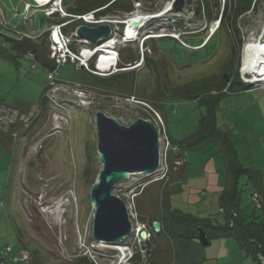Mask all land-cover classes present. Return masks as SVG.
Segmentation results:
<instances>
[{
    "label": "rangeland",
    "instance_id": "374dc122",
    "mask_svg": "<svg viewBox=\"0 0 264 264\" xmlns=\"http://www.w3.org/2000/svg\"><path fill=\"white\" fill-rule=\"evenodd\" d=\"M1 1L7 6L11 4L8 0ZM12 1L16 3V0ZM67 1L66 5L62 0V8L72 6L75 0ZM225 1L220 0L221 12ZM133 2L136 4V7L133 5L134 14L139 11L134 17L142 16L141 13L147 18L152 17L140 32L139 40L146 33L164 36L146 42L143 67L101 77L69 62L58 71L57 79L63 85H55L57 88L51 85L50 69L42 63L34 69L32 58L17 53L6 37L21 39L31 32L36 38L48 31L53 23L63 20V14L48 18L42 10L45 7L35 8L30 14L29 11L24 14L12 11L8 15L5 11L4 17L0 11V44L4 45L0 47V100L20 111L18 138L13 140L0 133V222L14 221L17 228L13 238L19 240L18 245L36 251L37 257L46 264L70 263L84 251L79 248L80 234H92L94 206L90 191L102 168L97 148L96 112L101 110L127 126L140 117L153 116L152 111L127 102L126 97L145 100L158 110L163 115L161 119L171 142L183 144L186 155L197 149L190 138L199 135L197 129L202 114L208 115L213 108L217 128L233 142L240 161L262 172L260 198L264 203V86L239 92L232 89L220 97L211 98L209 94L203 100L173 96L179 92L180 86L208 81L214 75H220L221 67L230 59L233 41L226 29L220 28L210 45L201 48L221 14L214 21L198 17L196 10L201 0ZM24 6H18V10L24 12ZM216 6L212 4L213 17L216 16ZM260 7L257 5L254 13L238 18V26L242 28V47L249 45L246 48L249 61L255 60L259 49L264 46L257 42L264 43V34H261L264 4ZM134 17L129 21L133 30L128 38L122 34L121 26L116 40L88 45L115 48L120 65L131 61V56L139 61L143 51L140 43L128 42L135 39L137 33ZM47 48L50 51L49 45ZM243 52L239 66L242 80L248 70ZM109 56L100 54L98 59L108 61L106 69L113 62L114 55L111 59ZM159 82L162 83L161 90H158ZM208 89L198 93L205 94ZM162 158L166 162L165 154ZM163 172L164 169L151 175L131 174L117 184L115 193L131 208L135 227L141 223L149 227L153 219L165 223L163 216L167 213L168 195L176 190V174L172 172L167 178L163 177ZM10 173L16 176L19 198L11 187L6 195ZM240 183L243 190L241 203L248 219L253 215L257 220L264 219V210L252 204L250 195L254 188L248 183V177L242 176ZM181 202V198H174L175 204ZM150 232H154V228ZM10 236L0 237V250L8 242L16 241ZM153 238L148 250L159 246L163 236L157 234ZM112 259L113 254L109 260Z\"/></svg>",
    "mask_w": 264,
    "mask_h": 264
},
{
    "label": "trees",
    "instance_id": "16d2710c",
    "mask_svg": "<svg viewBox=\"0 0 264 264\" xmlns=\"http://www.w3.org/2000/svg\"><path fill=\"white\" fill-rule=\"evenodd\" d=\"M219 3L220 0H201V2L198 3L196 14L200 18L204 17L207 20H211V21H214L216 18L219 17L218 15L221 14V29H226L227 34L230 35L233 41L231 47V53H230L231 57L228 60V62L226 61L225 66L221 67L220 75L216 74L213 77H211L210 80L208 81L180 86L178 87L179 92L175 93L173 96L176 97L185 96L190 99L203 100L205 99V97H209L208 96L209 94L211 95L210 96L211 98L214 96L220 97L221 95H225L226 93H229L230 91H232V89L239 92L242 90H249L254 87L252 84L249 85L242 82L241 73L239 71L241 50H242L241 47L243 42H242L241 30L240 27L238 26V18L241 15L245 14L247 11L251 10L254 2L253 0H226L222 12ZM212 4H216L217 5L216 8L218 7L215 17H213ZM257 4L258 3H256L255 6ZM133 5H134L133 0H75L72 6L66 7V11L69 15L66 16L63 20L58 22H70L67 24L64 30L68 33L69 32L71 33L78 25V21H72L74 18L72 15L86 14L91 11L98 10L102 7L104 8L96 12L98 16L107 15V14L109 15L110 13L112 14L129 13L134 10ZM174 22L181 23L180 21H173V23ZM217 32L218 31H216L214 34L210 36L208 41L202 47L203 49L210 45L213 39L218 35ZM41 37L42 39L38 40ZM6 38H7L6 40H11V43L9 44L17 53H20L22 55L25 54L29 55V53L31 52L32 54L35 55L38 64L42 63L50 70L55 69L56 67L55 62L49 58V51L47 48L49 45V49H50L49 30L41 34L37 39H33L28 36H24L21 39H15L9 37ZM0 47H4V45H1ZM130 60L131 61L128 62H134L136 59L133 56H131ZM34 63L35 61L33 60L32 67ZM207 88L209 89L208 92H206L205 94L198 93L200 91L205 92ZM161 89H162V83L159 82L158 90ZM157 107L155 106V108ZM210 109L211 111H209L208 115L202 114L201 121L197 129V133H199V135H197L198 140L192 142L191 144L193 146H199L205 142L216 143L221 147V149L225 154L226 168L231 177V181L229 186L220 194L219 197V203L221 206L220 213L223 215L224 223H220L216 220H213L210 217L201 218L177 209L176 207L173 206L172 198L170 194L168 195L167 213L164 214L163 216V220L165 221V223L163 224L162 229L159 232H157L155 229L154 232H151V241L154 239L153 237H155L158 234V235H168L171 237L175 236L178 239H180L181 242L187 244L189 241L195 239L200 240L198 229L201 227L204 230V232L207 234L208 239L216 238V237H229V236L234 237L247 250H249L253 254L258 264H260L258 254H261L264 257V219L257 220V217H255L254 215L252 218L248 219L241 203L243 190L241 188L240 179L242 176L248 177V183L252 185V187L254 188L251 191V195H250L252 201L253 194L258 193L260 196V190H263V186H262L263 174L260 170L249 168L240 161L238 152L235 149L233 142L225 133L221 132V130L217 128V122L214 117V112H212L213 108ZM19 125L20 124L18 121L17 129H19ZM27 130H29V128ZM179 147H180L179 153H177L176 151H172L167 156L170 166L173 165L174 158H176L178 154H182V155L184 154V145L180 144ZM182 168L183 166L180 168V170ZM172 172L174 171L172 170ZM169 175L170 173H168L166 177L168 176L167 178H169ZM262 204H263L262 208L259 209L264 210V203L262 202ZM154 221H156V219L150 221L149 231L151 228H154L153 227ZM8 245L12 246L11 252L7 251ZM8 245H6V247L3 250V255L0 259V264H8V263L23 264V263L15 262L13 260V256L17 255L21 250L29 251L33 256L35 264H46L45 262H42L40 258L37 257L36 251L35 252L30 251L26 249L23 245L19 246V248L15 250L13 244H8ZM156 249L154 247L152 248V250H150L149 253H147L146 261L148 264H157L153 260ZM95 252L97 257L99 259L100 258L102 259L101 261L103 264H111L110 263L111 260H109V258L112 257V254H114L113 251L105 250L104 254H102L100 251H95ZM140 258H141V254L138 251L134 256V260L137 259L139 262ZM67 264H96V263L91 259L90 256L79 254V257L72 259V261Z\"/></svg>",
    "mask_w": 264,
    "mask_h": 264
},
{
    "label": "crops",
    "instance_id": "0c3cea01",
    "mask_svg": "<svg viewBox=\"0 0 264 264\" xmlns=\"http://www.w3.org/2000/svg\"><path fill=\"white\" fill-rule=\"evenodd\" d=\"M8 1L11 3L9 6L0 0L2 17H4L5 11L10 15L12 11L14 14L16 12L24 14L28 12V8H31L32 13L35 8L41 9L35 0H16V3L11 2V0ZM32 3L35 4L32 5ZM65 3L67 5L68 1L66 0ZM21 5H25L24 12L18 10V6ZM58 16L57 14L55 17L57 18ZM28 17H31V15H28ZM48 18L52 19V17ZM31 35L32 33L29 32L25 36L33 38ZM37 38L39 36L33 39ZM167 135L171 138L168 130ZM196 140H198L197 135H193L190 138L191 143ZM188 153V155L184 153L186 163L183 168L175 172L176 187H179L171 194L173 206L188 214L201 218L210 217L213 220L224 223L223 215L220 213L219 197L229 186L231 177L226 168V158L223 150L216 143L205 142L199 145L194 152ZM16 181V176L10 173L6 183V195L11 187L14 195L17 194L19 198V189L15 184ZM185 186L187 189H185ZM1 187L0 183V189ZM16 189L17 192H15ZM174 198L176 200L181 198V204H175ZM6 199L7 197H5ZM217 213L220 215H217ZM16 228L17 225L14 221L10 223L6 220L4 224L0 222V237L7 238L11 235L10 237L13 238L14 232L16 234ZM162 236L163 239L160 240L159 246H155L158 250L153 257L157 264H258L253 254L232 236L211 238L207 244H203L198 239L184 244L175 236ZM14 240L16 241L8 242L7 245L13 244L15 250H17L19 248V240ZM3 250H0V259Z\"/></svg>",
    "mask_w": 264,
    "mask_h": 264
},
{
    "label": "water",
    "instance_id": "95a60500",
    "mask_svg": "<svg viewBox=\"0 0 264 264\" xmlns=\"http://www.w3.org/2000/svg\"><path fill=\"white\" fill-rule=\"evenodd\" d=\"M75 32L79 39H87L93 43L102 42L113 34L110 24H82ZM95 122L102 168L90 191L94 206L93 236L99 242L120 244L131 234L133 224L128 205L125 199L115 193V188L133 173L148 175L159 168V131L151 119L140 117L127 126L101 110L96 112ZM153 227L159 232L161 223L154 221ZM198 231L200 241L207 244V234L201 227ZM149 242L147 231H142V248L145 249Z\"/></svg>",
    "mask_w": 264,
    "mask_h": 264
},
{
    "label": "built area",
    "instance_id": "2783aa9c",
    "mask_svg": "<svg viewBox=\"0 0 264 264\" xmlns=\"http://www.w3.org/2000/svg\"><path fill=\"white\" fill-rule=\"evenodd\" d=\"M46 2V1H45ZM256 2H261L264 4V0H254V3ZM104 7L100 8L103 9ZM95 10L86 14L82 15H74L75 20H79L82 23H86L89 25H98V24H104V23H110V24H119V23H125L126 22V30H129L130 27V20L131 16L126 15L123 18L120 16H102V17H96L95 12L99 11ZM59 10L61 14L67 15V12L65 11L62 6H56L52 5L50 8L44 9V12L48 16H52L53 13ZM261 22V19H259ZM66 23H61V24H55L52 25L51 27V43H50V58L55 62V69L49 71V77L51 79V85L55 86L57 85L58 82V71L60 67L64 66L66 63H73L75 64L78 68L84 66L85 69L88 71L96 74V75H101V76H108L111 74V72H114L118 70L116 66V60L112 66V71H106V70H97V69H91L89 67V61L88 57L91 56L95 51L96 48H91L90 46L87 45H81L78 47V49H73L72 48V43L74 41L78 43H86L89 44L90 42L86 39H78L76 37V32L75 30L71 32L70 34H67L64 31V26ZM264 25V24H263ZM117 29H119L118 26H116ZM116 33V31H115ZM261 34H264V28L261 32ZM108 51V50H107ZM109 55L112 54V52L108 53ZM88 55V56H87ZM29 56L35 61L33 68H37V60L34 54L31 52L29 53ZM103 63L100 62L99 67L104 68ZM137 66V65H136ZM133 66H128L125 69H130ZM135 67V66H134ZM244 78L243 81L248 82V83H254L255 85H258V83L261 81V77H254L250 76L248 73H244ZM125 100L131 104H137L139 107L144 108L146 111H152L153 112V117L152 119L156 123L158 129H159V134H160V141H161V156L165 154L166 157V162L163 161V158L161 159V165L159 169L156 171H160L161 169H164V174L163 177H166L170 170H178L181 166L185 164V158L182 154H178L176 158H174L173 165L170 166L168 159H167V154L168 152L176 151L179 153L180 147L179 145L173 144L171 140L169 139L168 135L166 134L165 127L163 125L161 116L159 113L150 106L148 102L145 100H141L139 98H136L134 96L132 97H126ZM20 117V111L16 107H13L11 105H8L4 101H0V133L4 136L16 139L19 135V129H17V124L19 121ZM28 126V125H26ZM155 172V173H156ZM154 173V174H155ZM252 202L253 205L256 208H262L263 204L260 199V196L258 193H254L252 196ZM129 212H130V217H131V208L128 206ZM147 231L148 233V239H151V232L149 231V227H147L145 224L141 223L138 226H134L133 224V229L132 232L129 236H127L125 243L122 245H114V244H107L104 242H99L93 238V234H80L79 237V248L81 250H84L82 254L88 255L91 257V259L96 263V264H103L102 259L98 258L96 255L95 251H100L102 254L105 253V250H111L115 251L113 254V258L111 260V264H148L146 261L149 244L146 245V248L143 249L142 245L140 244L141 242V232L142 231ZM12 246L8 245L7 246V251L11 252ZM123 251V252H122ZM139 251L141 254V258L138 262L137 259L134 260L135 254ZM126 254V257L124 258V255ZM118 256V257H117ZM260 264H264V257L261 254H258ZM13 260L15 262L23 263V264H35V261L33 259L32 254L27 251V250H21L17 255L13 256Z\"/></svg>",
    "mask_w": 264,
    "mask_h": 264
},
{
    "label": "clouds",
    "instance_id": "9594fccd",
    "mask_svg": "<svg viewBox=\"0 0 264 264\" xmlns=\"http://www.w3.org/2000/svg\"><path fill=\"white\" fill-rule=\"evenodd\" d=\"M36 2H38L37 4H39L40 6L39 7H47V8H50L52 5H56V6H62L65 2H66V0H63V4H62V0H45V1H40V0H35ZM253 2H254V0H253ZM136 3V2H135ZM256 3H258L257 5H258V8L261 6V4H263V3H261V2H256ZM256 3H253V6H252V8H251V10H249V11H247L245 14H243V15H241L240 17H242V16H245V15H247L248 13H254L255 11H256V7H257V5L255 6V4ZM66 4V3H65ZM135 7H136V4L134 5ZM261 8V7H260ZM64 9H65V11H66V7L64 6ZM43 10V12H44V9H42ZM28 11H29V14L32 12L31 11V8H28ZM67 12V11H66ZM92 12V11H91ZM97 12V11H96ZM95 12V14H96V17H102V16H108V14L107 15H102V16H98L97 15V13ZM136 13L134 14V11H132V12H129V13H117L116 15L117 16H120L121 18H123L124 16H126V15H129V16H131V18H133L137 13H139V11H135ZM44 14H45V12H44ZM62 15L61 14V12L59 11V10H56L54 13H53V15L52 16H48V17H54V16H56V15ZM119 14V15H118ZM142 14V16H144V19L143 20H141L140 22H139V24L137 25V33H136V37H135V39H133V40H130V41H128V42H139L140 43V45H141V49L143 50V51H141V59L139 60V61H135V62H128V63H126V64H124V65H120L118 62H119V59H118V51L117 50H115V48H111V47H99V46H90L91 48H96V51L91 55V56H89L88 57V61H89V67L91 68V69H97V70H106V71H112L111 69H112V66H113V64H114V62H115V60H116V66H117V68H118V70H116V71H114V72H111V74L110 75H112V74H116V73H118L119 71H125V70H133V69H136V68H140V67H143V64H144V62H145V51H144V46H145V44H146V42L149 40V39H154V38H163L164 36L163 35H161L160 33H146L144 36H142L141 38H140V40H139V35H140V32L146 27V24H147V22L152 18L151 16L149 17V18H147V17H145V15L146 14H144V13H141ZM46 15V14H45ZM69 14L67 13V15H63L64 17H66V16H68ZM73 17H74V15H72ZM112 16H114V15H112ZM55 18V17H54ZM154 18V17H153ZM72 21H78V25L75 27V31H76V28L79 26V25H82V24H86V23H82L81 21H79V20H75V18H73V20ZM61 23H66V25L64 26V29H65V27L67 26V24L68 23H70V22H57V23H53L52 25H55V24H61ZM104 24H110V23H104ZM260 24V23H259ZM52 25H51V27H52ZM87 25H89V24H87ZM98 25H100V24H98ZM111 25V27H112V31H113V34H112V37H110V38H108V39H105V40H103L101 43H99V42H97V43H99V45L100 44H105V42H107V41H113L114 39L116 40L117 39V33H119V31H120V27L122 26L123 27V29H122V34L123 35H125V39L126 38H128V35H129V32L131 31V30H133V27H131L129 30H126V27H127V25H126V22L124 23H119V24H117V25H115V24H110ZM89 26H97V25H89ZM116 26H118L119 27V29H117L116 28ZM121 27V28H122ZM221 28V16L218 18V20L215 22V28L212 30V33L210 34V36L212 35V34H214L216 31H218L219 29ZM51 30V28L49 29V31ZM73 30V31H74ZM65 31V30H64ZM72 31V32H73ZM115 31H116V33H115ZM66 32V31H65ZM262 32V31H261ZM67 34H70V32L68 33V32H66ZM171 36V35H170ZM210 36H207V38L205 39V43L208 41L207 39H209L210 38ZM77 37V36H76ZM171 37H173V38H177L175 35H172ZM50 38H51V32H50ZM78 38V37H77ZM79 39V38H78ZM87 40V39H86ZM207 40V41H206ZM89 41V40H88ZM90 43L89 44H95V43H93V42H91V41H89ZM50 43H51V40H50ZM81 45H87V46H89L88 44H86V43H84V44H80V43H78V42H76V41H74V43H72V48L73 49H78L77 48V46L78 47H80ZM73 46H75V47H73ZM203 47V46H202ZM201 47V48H202ZM198 48V47H197ZM244 46L242 47V50H241V55H242V52L244 51ZM107 50L108 51H111L112 52V54L109 56V54H108V52H107ZM100 54H103L104 56L105 55H107V56H109V58L111 59V56L112 55H114L113 57H112V63H111V65H110V67H107L108 69H106L105 67H106V64H108L107 62L108 61H104V62H102V61H99L100 59H99V55ZM116 54V55H115ZM88 56V55H87ZM49 58H50V51H49ZM51 59V58H50ZM99 59V60H98ZM100 62L101 63H103V64H105L104 65V68L103 67H99V64H100ZM91 65H93L94 66V68H92V66ZM137 65V66H136ZM128 66H133L132 68H130V69H125V68H127ZM135 66V67H134ZM77 67V66H76ZM81 69H85L84 68V66H82V67H80ZM85 70H87V69H85ZM88 71V70H87ZM88 72H90V71H88ZM90 73H92V72H90ZM93 75H96V74H94V73H92ZM96 76H101V75H96ZM251 76V75H250ZM101 77H107V76H101ZM242 78V77H241ZM263 79V78H262ZM261 79V81L258 83V85H255L254 83H252V85L254 86V87H256V86H264V81ZM242 82L243 83H245V84H251V83H248V82H245V81H243L242 80ZM57 84H58V86L59 85H63V84H60V81H58L57 82ZM78 85H80V84H78ZM58 86H55V87H53V88H57ZM157 112H158V110H156ZM159 113V112H158ZM159 115L161 116L162 114L161 113H159ZM163 116V115H162ZM153 117V116H152ZM152 117H145L144 119H151V120H153L152 119ZM142 118V117H141ZM153 122H154V120H153ZM155 123V122H154ZM25 124H27V123H25ZM156 124V123H155ZM26 126V125H25ZM157 126V125H156ZM27 128L26 129H28L29 128V126H26ZM158 128V127H157ZM158 131H159V129H158ZM165 131H166V134H167V130H166V128H165ZM19 135H20V133H19ZM18 135V136H19ZM18 138V137H17ZM159 138H160V134H159ZM170 139V138H169ZM13 140H15V139H13ZM171 140V139H170ZM173 144H176V145H179L180 146V144H178V143H173ZM160 153H161V146H160ZM170 152H168V154H169ZM168 154H167V156H168ZM183 156H184V154H183ZM184 158H185V156H184ZM161 159H162V156H161V158H160V165H161ZM186 160V159H185ZM169 162V161H168ZM185 163H186V161H185ZM160 165H159V167H160ZM185 165V164H184ZM183 165V166H184ZM182 167V166H181ZM180 167V168H181ZM180 168L178 169V170H176V171H179L180 170ZM159 169V168H158ZM157 169V170H158ZM156 170V171H157ZM155 171V172H156ZM174 171V170H173ZM176 171H174V172H176ZM155 172H153V173H155ZM172 172V170H170V172L169 173H171ZM153 173H151V174H153ZM150 174V175H151ZM118 196H120L118 193H116ZM123 198V197H122ZM124 199V198H123ZM126 201V200H125ZM127 203V202H126ZM128 205V204H127ZM129 209V208H128ZM129 214H130V212H129ZM130 219H131V217H130ZM131 222H132V220H131ZM132 224H133V222H132ZM92 234H93V226H92ZM93 238H94V236H93ZM127 238V237H126ZM95 239V238H94ZM96 240V239H95ZM126 240V239H125ZM125 240L122 242V243H120V244H114V245H122V244H124L125 243ZM149 244H150V242H149ZM149 252H150V250H148ZM148 252V253H149ZM124 255V258L126 257V254H123Z\"/></svg>",
    "mask_w": 264,
    "mask_h": 264
},
{
    "label": "bare ground",
    "instance_id": "6f19581e",
    "mask_svg": "<svg viewBox=\"0 0 264 264\" xmlns=\"http://www.w3.org/2000/svg\"><path fill=\"white\" fill-rule=\"evenodd\" d=\"M40 1H45V0H40ZM143 19H144V16H136V17H134V21H135L134 22V26L136 27L137 26L136 23H139ZM257 42H258L259 46L261 44L264 45V43H262L260 41H257ZM247 46H249V45H247ZM247 46H244V52H243V60H244V54H246V56H245V65H247V69H248L247 73L249 75L257 77V78L261 77V78H263L262 80L264 81V46H261V48L259 47L260 49L258 51V54L255 57V60H253V61H249V59H248V51L246 52ZM110 52L111 51H109L108 53H110ZM242 73H244L243 72V68H242ZM133 174H136V173H133Z\"/></svg>",
    "mask_w": 264,
    "mask_h": 264
},
{
    "label": "flooded vegetation",
    "instance_id": "af4514ba",
    "mask_svg": "<svg viewBox=\"0 0 264 264\" xmlns=\"http://www.w3.org/2000/svg\"><path fill=\"white\" fill-rule=\"evenodd\" d=\"M240 30L242 31V28L240 27Z\"/></svg>",
    "mask_w": 264,
    "mask_h": 264
}]
</instances>
